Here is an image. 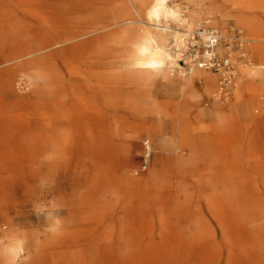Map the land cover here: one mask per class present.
I'll return each instance as SVG.
<instances>
[{
    "label": "bare ground",
    "instance_id": "obj_1",
    "mask_svg": "<svg viewBox=\"0 0 264 264\" xmlns=\"http://www.w3.org/2000/svg\"><path fill=\"white\" fill-rule=\"evenodd\" d=\"M80 2L82 5L85 0ZM171 2L125 0L114 9L115 23L98 27L97 13H80L77 9L82 6L73 0L70 3L59 0L47 3L43 0L36 7L25 11L34 17L40 13L52 14L53 19H58L60 23L71 21L66 27L59 26L69 30H55L49 34L32 36L31 39L18 37L8 44L0 40V151H5V155L15 164L17 179L22 180V186L27 187V190L30 185L46 186L49 183L45 190L56 196L67 190V181L70 179L68 171H72V165L76 166L81 177L88 174L95 176L88 185L89 190L80 194L78 199L81 207L75 210V221L81 229L74 232L72 238L94 245L90 255L80 256L79 264H100L103 252L100 241L112 244L115 236L114 230L105 228L104 233L101 229L120 219L115 215L103 214V210L88 204L97 201L99 191L117 184L118 175L132 172L131 168L136 163L152 166L151 143L156 145L162 140L161 130H154L145 121V115L151 112L149 86L152 82L160 80L177 88L188 87L193 92L199 85L212 91L217 86L218 79L205 70H199L196 74L191 72L185 79L173 77L171 72L177 64L169 45L179 44L182 36L178 37L179 31H170L174 40L170 42L166 32L172 22L184 25L186 17ZM215 3L222 9L232 7L231 11L239 17L240 26L248 31L252 44L246 50L244 45V50L240 52L245 60L252 62L256 56L262 59L259 64H239L238 69L236 67V80L232 86V95L236 99L234 103L228 90L219 92L217 96L224 95V99H220L223 104L211 112H200L202 118H212L216 124L230 120L235 126L238 121L251 115L253 109L249 102L258 94L260 85H264V50L255 46L256 43H264V25L248 14L252 8L245 3H234L232 0H217ZM196 4L198 7L195 5L187 17L194 21L201 18L198 16L201 13L196 10L202 8L204 11L206 2L202 0ZM9 13L5 5L0 6V23H5L7 19L14 21ZM77 15L81 18H77ZM90 20L97 22L96 26ZM142 23L144 28L137 27ZM29 24L27 28L32 23ZM111 46L121 51H113ZM140 49L144 50L143 54L138 51ZM150 61L148 66H142ZM22 85L26 88L21 89ZM131 87L136 89L135 96L124 98L119 94L129 91ZM122 102L125 108L143 119L141 123L130 127L133 133L129 137L130 142L140 147L145 138L143 150L137 159L130 144H118L123 132V121L115 114H110ZM256 143L258 171L250 176L252 189L259 191L264 185V161L260 156L263 152L261 141L258 139ZM171 148L169 151L173 155L167 160L160 157L159 163L164 164L168 186H174L186 195L182 202L174 195H171L173 201L167 200L170 205L167 209L170 210L165 214L164 224H170L176 218L178 221L192 220V207L195 201L199 202L203 190H212V212L216 210L215 201L219 199L225 210L237 206L235 197L244 195L241 190H246L248 176L245 177L242 172L239 174L240 183H237L228 172L217 168L214 156L212 177L197 175L191 171L194 163L185 159V146L178 143ZM247 165L249 168L252 166L249 163ZM64 169L66 171L63 174ZM138 171L125 185L148 191L149 183L140 177ZM110 172L114 177L108 175ZM49 213L47 232L53 234L57 225V212L52 209ZM231 228L229 223H222L224 233L228 234ZM251 228L250 237L256 238L259 243L262 239L261 223ZM146 234L144 230L141 233ZM238 236L244 239L242 234ZM18 240L24 242L19 251L16 247ZM37 249L36 240L11 229L0 236V264H33L39 253ZM107 250L115 254L113 247ZM177 250L187 255L185 245L182 247L179 244ZM26 255L29 256L25 258ZM112 259L115 261L117 258L113 256ZM256 264H262L261 260Z\"/></svg>",
    "mask_w": 264,
    "mask_h": 264
},
{
    "label": "rangeland",
    "instance_id": "obj_2",
    "mask_svg": "<svg viewBox=\"0 0 264 264\" xmlns=\"http://www.w3.org/2000/svg\"><path fill=\"white\" fill-rule=\"evenodd\" d=\"M39 1L43 0H0V6L5 5L10 10L9 15L14 17L13 22L7 19L5 23H0V40L3 44H8L18 37L31 39L32 36L49 34L55 30H69L61 29L59 26L66 27L71 21L60 23L58 19H53L52 14L40 13L34 17L25 11L36 7ZM44 1L50 3L55 0ZM59 1L70 3L72 0ZM73 1L81 5V0ZM215 1L217 0H205V10L203 11L202 8L196 10L197 13H201L198 15L201 18L194 21L187 17L195 9V5L197 6L196 3L202 0H172L170 4L184 12L186 22L182 26L177 21L170 24L166 32L170 42L174 41L170 31H179L178 37H181L186 31L198 30L211 21V26L217 28L225 37L220 43L219 54L221 57L225 56L228 54V46H231L236 71L239 64L252 65L251 63L262 62L260 56L249 62L240 54V44L232 38L243 37L246 50L250 47V43L252 44L249 40L251 37L248 31L240 26L239 17L231 11L232 7L222 9ZM232 1L250 6L252 10H249L248 14L264 25V0ZM124 2L125 0H85L82 7L77 10L80 13L87 11L97 13L98 27H105L115 23L114 9ZM76 17L81 18L79 15ZM90 21L96 26L97 22ZM30 22L31 27L27 28ZM137 27L144 28V24ZM171 46L170 43L169 48ZM255 46L264 50V43H256ZM111 47L113 51L120 50ZM175 61L177 65L171 73L177 79H185L193 72L196 74L199 70H204L199 68L190 70L180 65L177 59ZM253 68L249 69L253 70ZM205 71L212 73L218 79L213 91L199 85L196 92H193L188 87L177 88L170 83H161L160 80H155L149 86L152 104L150 114L145 115V121L149 122L154 130H161L162 135V140L156 145L151 143L152 166L147 163H136L131 168L132 172L118 175L117 184L99 191L97 201L88 204L92 208H100L103 214L120 218L101 229L104 233L105 228L114 230L115 236L112 244L104 240L100 241L103 251L100 264H256L258 260L264 264V185H261V190L254 191L250 176L252 173L257 174L258 171L255 161L258 139L263 147L260 156L264 161V85H260L258 94L249 102L253 109L251 115L238 121L235 126L230 120L216 124L212 118H202L200 112H211L213 108L223 104L220 99H224V95L217 96L219 92L228 90L231 102L234 103L236 99L232 95V86L236 78L232 84L222 90V75L210 70ZM24 88L25 85H22L21 89ZM135 93L136 89L131 87L129 91L119 94L125 98L135 96ZM123 104L122 102L116 111L111 110L110 114H115L123 121L121 126L123 132L120 134L118 144L120 146L130 144L134 158L137 159L140 151L143 150L145 138L140 147L130 142L129 137L133 134L130 127L138 122L141 123L143 119L125 108ZM178 143L185 146V159L194 163L191 171L197 175L212 177V156H214L217 168L224 173L228 172L237 183H240L239 174L242 172L245 177L248 176V184L246 183L248 186L246 190H241L244 195L235 197L237 204L235 208L225 210L219 199L215 201L216 210L212 212V190H203L199 202L195 201L192 207V220L178 221L176 218L170 219V224L163 223L164 217H167L165 214L170 210L167 209L170 207L167 200L173 201L171 195L178 196L181 202L186 195L176 187L168 186V179L164 175V164L159 163L160 157L167 160L173 155L169 150H172L173 144L176 146ZM4 152L0 151V236L14 229L36 240L39 253L33 264H79L80 256L90 255L94 245L72 238L73 233L81 229L75 221L77 219L75 210L81 207L78 199L80 194L89 190L88 185L95 176L88 174L86 177H81L76 166L72 165V171H68L70 179L67 181L68 188L65 193L52 196L48 190H45L49 187V183L46 186L30 185L27 190V187L22 186V180L17 179L15 164ZM248 163L252 165L250 168ZM136 170H139L140 177L148 181V191L135 190L125 185V182L135 175ZM65 171L66 169L62 170V173L64 174ZM108 175L114 177L111 172ZM52 209L57 212L55 220L57 225L54 233L49 234L47 217ZM128 216L135 218L130 219L127 218ZM224 221L232 227L228 234L222 229ZM258 222L261 223L262 235L259 243L256 238L250 237L251 227ZM143 230L147 232L146 235H141ZM237 234H242L244 239H240L239 236L237 238ZM179 244L187 248L186 256L183 252H178ZM108 247H113L115 254H111L107 250ZM28 256L26 255L25 258ZM113 256L117 258L115 261L112 259Z\"/></svg>",
    "mask_w": 264,
    "mask_h": 264
},
{
    "label": "built area",
    "instance_id": "obj_3",
    "mask_svg": "<svg viewBox=\"0 0 264 264\" xmlns=\"http://www.w3.org/2000/svg\"><path fill=\"white\" fill-rule=\"evenodd\" d=\"M210 22L208 21L207 26L198 30L186 31L179 44H172L170 49L177 62L183 67L190 70L195 68L210 70L222 75V90H225L237 75L233 48L228 46V54L220 56L219 46L225 37L217 28L211 26ZM232 40L239 42V52H241L246 43L245 39L234 37Z\"/></svg>",
    "mask_w": 264,
    "mask_h": 264
},
{
    "label": "clouds",
    "instance_id": "obj_4",
    "mask_svg": "<svg viewBox=\"0 0 264 264\" xmlns=\"http://www.w3.org/2000/svg\"><path fill=\"white\" fill-rule=\"evenodd\" d=\"M138 51L140 52V54H143V51H144V50H143V49H140V50H138ZM158 55H159V53L156 54L157 57H158ZM155 59H156V57L153 58V60H155ZM149 63H151V61L148 62V63H145V64L142 65V66H145V67H146V66H148ZM23 243H24V242H23L22 240H18V241L16 242V247H17V250H18V251L22 249Z\"/></svg>",
    "mask_w": 264,
    "mask_h": 264
}]
</instances>
